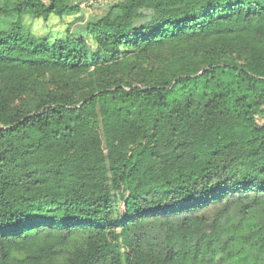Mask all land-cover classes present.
Returning a JSON list of instances; mask_svg holds the SVG:
<instances>
[{
  "label": "trees",
  "instance_id": "obj_1",
  "mask_svg": "<svg viewBox=\"0 0 264 264\" xmlns=\"http://www.w3.org/2000/svg\"><path fill=\"white\" fill-rule=\"evenodd\" d=\"M79 11L0 0V264H264V0Z\"/></svg>",
  "mask_w": 264,
  "mask_h": 264
},
{
  "label": "rangeland",
  "instance_id": "obj_2",
  "mask_svg": "<svg viewBox=\"0 0 264 264\" xmlns=\"http://www.w3.org/2000/svg\"><path fill=\"white\" fill-rule=\"evenodd\" d=\"M118 0H70L71 4L80 5V11L75 15L58 17L49 15L47 18L24 16L23 23L37 36H48L50 39L60 37L65 26L84 27V22L94 20L106 14L108 5ZM264 108V107H262Z\"/></svg>",
  "mask_w": 264,
  "mask_h": 264
}]
</instances>
